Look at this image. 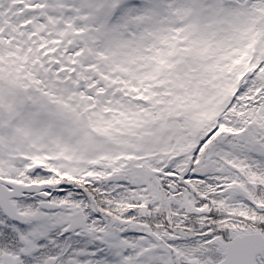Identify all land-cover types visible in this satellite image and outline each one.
<instances>
[{"label":"snow or ice","instance_id":"6c2138e0","mask_svg":"<svg viewBox=\"0 0 264 264\" xmlns=\"http://www.w3.org/2000/svg\"><path fill=\"white\" fill-rule=\"evenodd\" d=\"M0 264H264V0H0Z\"/></svg>","mask_w":264,"mask_h":264}]
</instances>
